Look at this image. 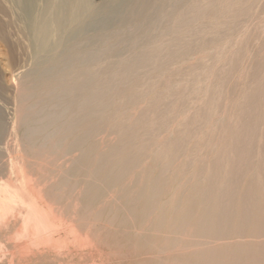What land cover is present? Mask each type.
<instances>
[{
    "label": "rangeland",
    "instance_id": "374dc122",
    "mask_svg": "<svg viewBox=\"0 0 264 264\" xmlns=\"http://www.w3.org/2000/svg\"><path fill=\"white\" fill-rule=\"evenodd\" d=\"M210 2L215 19L210 14L203 20L208 31L200 34L194 27L198 23L196 19L187 26L176 25L172 34L164 36L166 40L164 37L156 40L167 48L160 47L156 41L158 46L145 38L142 40V31L137 32L141 38L135 36L143 44L135 47L136 42L134 47L129 46L130 50L133 47L131 52L128 46L122 47L123 37L114 39L122 44L120 55L136 65L135 68L129 65L122 78V68H115L116 53L108 51L114 41L104 42L107 48L100 45L101 49L105 48L104 58L89 67L91 75L98 73L96 77L101 81L98 84L104 83L94 88L96 98L99 96L104 101L103 108L99 106L102 100H95V96L88 107H82L87 105L71 94L68 120L65 121V114L47 115L48 129L31 130L32 134L26 132L24 125L38 116L28 119L27 115L34 112L32 108L37 110L44 105L42 101H49L45 91L54 94L59 89H53V84L43 88L30 84V79L24 76L25 69L9 59L5 24L0 21V264H122L110 257L114 251L106 246L113 235L122 236L118 246L127 260L133 259V253L142 252L149 258L161 254L171 262V256L182 254L184 249L189 259V248V252L204 253L209 248L227 245L235 236L239 249L245 253L251 248L264 252V36L261 35L264 34V0ZM163 7L165 13L168 8L171 10L167 5ZM193 16L189 14V18ZM160 21L164 25L166 20ZM215 23L219 26L214 28ZM220 30L225 33H217ZM152 31L151 37H156L160 28L154 25ZM158 48L162 49L158 51ZM153 51L160 53L156 56ZM150 55L157 60L153 61ZM149 63L155 65L153 69ZM132 68L137 69V76V72L141 74L137 77ZM107 73L114 74L112 82L109 78L110 87L106 84H110L106 81L110 76ZM76 76L70 82L78 86L81 80ZM84 111L89 114H83ZM65 128L71 133L64 134ZM84 135L86 138L81 137ZM77 141L80 142L76 144ZM46 212L55 221H48ZM256 228L263 231H258L260 238ZM249 233L253 238L247 237ZM206 234L214 237L207 240ZM216 243L220 245L215 246ZM243 243L248 244L247 249ZM18 247L35 254L44 251V256L38 254L39 258H33L28 253H18L21 255L18 257ZM237 252L241 253L223 259L232 262L242 258L243 251ZM262 255L259 254L262 262L256 259V263H264ZM239 261L228 264H240ZM248 264H252L251 260Z\"/></svg>",
    "mask_w": 264,
    "mask_h": 264
},
{
    "label": "bare ground",
    "instance_id": "6f19581e",
    "mask_svg": "<svg viewBox=\"0 0 264 264\" xmlns=\"http://www.w3.org/2000/svg\"><path fill=\"white\" fill-rule=\"evenodd\" d=\"M237 1V0H236ZM242 1V0H241ZM244 1V0H243ZM208 2V3H207ZM230 3V2H229ZM164 5H167L171 8L170 13L168 12V9L164 10ZM219 5V4H218ZM244 5V4H243ZM224 6V5H223ZM231 6V5H230ZM221 7V6H220ZM241 7V6H240ZM214 6L212 5V2H210V0H100L99 3H95L93 0H0V21H3V23L5 24V27L3 26V28H5V42H6V46L8 49V54H9V59L11 61H15L17 63L16 66L22 67V69H25L24 71H26L24 74L25 77L30 79V84H35V87L37 86H41V88H43V86H47L50 84H53L55 88V90L59 89V91L56 93H52L50 91H45L44 95L49 98V101L47 103H45V101H42L44 105H42L41 107L39 106V108H37V110L33 109V113L31 112L29 115H27L28 119L31 118L32 116L36 115L38 116L35 119H32L30 121H28L24 126L25 129L27 130V133H31L30 131L33 130L32 132H35L38 129H44L47 128L49 125V118L51 117V115L53 114H57V115H62L68 113L69 109H70V98L71 94L73 95H77L78 96V101L81 102V104H86L87 106H83L82 107H88V103L92 102L95 96V100L100 99V101L102 100L101 98H99V93H98V97L96 98V91L94 90V88H96L97 85H99L98 83L101 81H99L98 77V73L96 74V76L91 75L90 71H89V67L90 65L93 64V62L96 61H100L101 58H104V54L102 49L107 48L106 44H104V42L106 41H111L113 42L114 39L117 40V38L120 40V38L122 39L123 37V45L121 44V42L119 41L118 43H115V41L113 42L112 46H110V49L108 50L109 53L110 51L114 54L115 57L117 59H115L117 62H115V68L116 66H119L122 68L121 72V78L128 72L130 66H133L132 63L129 64V62L125 59V57L121 56L120 53H122L121 48H119L120 45H122V47H127L129 48V46H135L136 42L139 41V39L142 36V40L143 38H145L147 41L151 42H155L156 40L159 41V39L162 38L164 36H168L170 34H172L175 30L176 25H181L182 26H187L190 24V22L194 23V20H197V24L196 26H194L199 32L200 34L204 33L205 31H208V27L206 26V23H203V20L206 18H208V15L212 14L213 18L215 15V11H213ZM226 8V7H225ZM166 9V7H165ZM223 9V8H222ZM238 9V8H237ZM232 10V9H231ZM223 11V10H221ZM229 11V10H228ZM236 12V11H234ZM194 14L195 16H193L192 18H189V14ZM224 13V12H223ZM173 15H175V17H173ZM219 15H222L219 14ZM264 15V14H263ZM218 16V15H217ZM233 17V16H232ZM160 19L166 20L165 24L162 25ZM215 19V18H214ZM264 19V18H263ZM191 20V21H190ZM202 20V21H201ZM219 20V19H218ZM260 21V20H259ZM263 21V20H261ZM210 22V21H209ZM212 22V21H211ZM214 22V21H213ZM258 22V21H257ZM167 23V25H166ZM196 23V22H195ZM264 23V22H263ZM225 24V22H224ZM260 24V22L258 23ZM262 24V22H261ZM154 25L158 26L160 28V33L158 32V35L156 33V37H151L152 34V28L154 27ZM193 25V24H192ZM215 25H218V23H215L213 25V27L215 28ZM178 26V27H179ZM258 26V25H257ZM212 27V28H213ZM222 27V26H220ZM184 28V27H183ZM213 28V29H214ZM252 28V27H251ZM262 28V26H261ZM157 29V27H156ZM178 29V28H177ZM195 29V30H196ZM245 29V28H244ZM179 30V29H178ZM177 30V31H178ZM226 30V29H225ZM260 30V29H259ZM142 31V34L141 32ZM180 31V30H179ZM178 31V32H179ZM221 31V30H220ZM218 31L217 33H222V31L220 32ZM247 31V30H246ZM1 32V31H0ZM141 34V36H139L138 34ZM176 32V33H178ZM229 32V31H228ZM190 33V32H189ZM225 33V32H223ZM222 33V34H223ZM253 33V32H252ZM138 35L137 38L135 35ZM215 34V33H213ZM182 35V33H181ZM190 35V34H189ZM197 35V34H196ZM244 35V34H243ZM247 35V34H246ZM263 32H262V34ZM215 36V35H214ZM257 36V34H256ZM120 37V38H119ZM172 37V35H171ZM190 37V36H189ZM222 37V35H221ZM170 40V37H168ZM167 38V39H168ZM204 38V37H203ZM216 38V37H215ZM260 38V37H259ZM258 38V39H259ZM138 39V40H137ZM165 39V37H164ZM192 39V38H191ZM211 39V38H210ZM226 39V38H224ZM223 39V40H224ZM140 40V41H142ZM166 40V39H165ZM164 40V41H165ZM184 40V39H183ZM201 40V39H200ZM245 40V39H244ZM243 40V41H244ZM168 41V40H167ZM162 42V41H161ZM160 42V43H161ZM170 42V41H169ZM172 42V41H171ZM236 42V41H235ZM253 42V41H252ZM259 42V41H258ZM146 44V42H144ZM149 43V44H150ZM157 43V41H156ZM157 43V44H160ZM185 43V42H184ZM206 43V42H205ZM214 43V42H213ZM229 43V42H228ZM254 43V42H253ZM104 44V45H103ZM140 45H142L143 43H139L138 45L135 47H138ZM148 44V45H149ZM172 44V43H171ZM170 44V45H171ZM181 44V43H180ZM186 44V43H185ZM100 45H103L105 48L100 47ZM109 45V44H108ZM107 45V46H108ZM147 45V44H146ZM147 45V46H148ZM151 45H156L151 44ZM163 46L160 47H164L165 45L162 44ZM257 45V44H255ZM158 46V45H156ZM197 46V45H196ZM218 46V45H217ZM252 46V45H251ZM133 47H131V50H133ZM233 47V46H232ZM140 48V47H139ZM138 48V49H139ZM146 48V47H144ZM155 50V47H153ZM167 48V47H164ZM219 48V47H218ZM126 49V48H125ZM147 49V48H146ZM162 48H158V51L161 50ZM230 49V48H229ZM238 49V48H237ZM244 49V48H243ZM255 49V48H254ZM107 50V49H106ZM127 50V49H126ZM130 50V48H129ZM127 50V51H129ZM130 50V52H131ZM137 50V49H136ZM148 50V49H147ZM146 50V51H147ZM150 50V49H149ZM180 50V49H179ZM121 51V52H120ZM124 51V50H123ZM135 51V49H134ZM144 51V50H143ZM166 51V50H165ZM168 51V50H167ZM175 51V50H174ZM129 52V53H130ZM137 52V51H136ZM154 52V51H153ZM152 52V53H153ZM182 52V51H181ZM124 53V52H123ZM126 53V52H125ZM128 53V54H129ZM157 54H159L160 52H156ZM156 53L154 52V54L156 55ZM173 53V52H172ZM176 53V51H175ZM174 53V54H175ZM178 53V52H177ZM180 53V52H179ZM232 53V51H231ZM127 54V53H126ZM125 54V56H126ZM132 54V53H131ZM139 53H137L138 55ZM144 54V52H143ZM169 54V51H168ZM229 54V52H228ZM137 55L136 58L138 57ZM106 56V55H105ZM130 56L131 55H127ZM135 56L133 58H135ZM141 56V55H140ZM144 57H146L145 55H143ZM142 56V57H143ZM151 56V55H150ZM154 56V55H153ZM153 56H151L150 58H153ZM157 56V55H156ZM163 56V55H162ZM180 56V55H179ZM234 56V55H233ZM107 57V56H106ZM143 57V58H144ZM164 57V56H163ZM227 57V55H226ZM108 58V57H107ZM111 58V56H110ZM128 58V57H127ZM132 58V60H134ZM140 58V57H138ZM149 58V56H148ZM150 58L148 60H150ZM157 57H155V59L153 58L152 60L155 61ZM162 58V57H159ZM178 58V55H177ZM182 58V57H181ZM114 59V57L112 58ZM112 59H110L111 61H113ZM147 59V58H146ZM249 59V58H248ZM109 60V61H110ZM128 60H130V58H128ZM161 60V59H160ZM208 60V59H207ZM250 60V59H249ZM108 61V62H109ZM110 61V62H111ZM135 61V60H134ZM138 61V59L136 60ZM135 61V62H136ZM144 61V60H143ZM147 61V60H146ZM146 61H144L146 63ZM151 61V60H150ZM162 61V60H161ZM164 61V58H163ZM177 61V60H176ZM109 62V63H110ZM114 62V61H113ZM112 62V63H113ZM100 63V62H98ZM103 63H106L103 62ZM111 63V65H113ZM138 63V62H137ZM136 63V64H137ZM142 63V62H141ZM154 63V62H153ZM160 63V61L158 62V64ZM218 63V62H217ZM248 63V62H247ZM250 63V61H249ZM95 64V63H94ZM97 64V63H96ZM164 64V62H163ZM13 65V64H12ZM104 65V64H103ZM102 65V66H103ZM146 65V64H145ZM149 65H152L151 63H149ZM157 65V63H156ZM160 65V64H159ZM201 65V64H200ZM209 65V64H208ZM246 65V64H244ZM96 66V65H92ZM136 66V65H134ZM133 66V68H135ZM140 65H137V67H139ZM143 66V65H142ZM141 66V67H142ZM152 65V69H153ZM158 66V65H157ZM163 66V65H162ZM161 66V67H162ZM15 67V66H13ZM104 67H106L104 65ZM104 67H100L103 68L102 71L104 70ZM109 67V65H108ZM136 67V68H137ZM140 67V68H141ZM145 67V66H144ZM148 67V64H147ZM150 67V68H151ZM160 67V66H158ZM176 67V66H175ZM244 67V66H243ZM18 68V67H17ZM132 68V69H133ZM139 68V70H140ZM208 68V67H207ZM217 68V67H216ZM250 68V67H249ZM248 68V69H249ZM99 69L98 72H101ZM145 70H147V68H143ZM213 69V68H212ZM252 69V68H251ZM97 69H95V71L93 70V72L95 73ZM106 71H108V69H105ZM109 70L110 67H109ZM137 70V69H136ZM135 70V71H136ZM145 70L143 72H145ZM149 68L147 70V72H149ZM158 70V68L156 69ZM204 70V69H203ZM118 71V69H117ZM134 71V69H133ZM134 71V73L136 74V72ZM205 71V70H204ZM244 71V70H243ZM105 72V71H104ZM111 71H108V73ZM246 72V70H245ZM93 73V74H94ZM103 73V72H102ZM107 73V74H108ZM133 73V72H131ZM138 76L141 74L139 72ZM224 73V72H223ZM241 73V72H240ZM104 74V73H103ZM206 74V73H205ZM79 76L80 78V85L76 86V82L75 80H71L72 82L75 83H71L70 82V78L73 76V78L75 76ZM110 75L109 77H107L108 79H106V81L113 80V75L110 73L108 74ZM107 75V76H108ZM133 75V74H132ZM131 75V76H132ZM212 75V74H211ZM242 75V74H241ZM16 76H18L16 74ZM76 76V77H77ZM106 76V74L104 75ZM137 76V74H136ZM137 76V77H138ZM208 76V75H207ZM225 76V75H224ZM240 76V75H239ZM247 76V75H246ZM262 76V74L260 75ZM133 77V76H132ZM136 77V78H137ZM237 77V76H236ZM19 78V77H18ZM115 78V77H114ZM120 78V79H121ZM134 78V79H136ZM118 79V77H117ZM126 79V78H125ZM124 79V80H125ZM130 79V78H129ZM133 79V78H131ZM102 80V77H101ZM105 80V79H104ZM109 80V83H110ZM116 80V79H115ZM127 80V79H126ZM207 80V79H206ZM98 81V82H97ZM236 81V80H235ZM241 81V80H240ZM103 82V81H102ZM114 82V81H113ZM116 82V81H115ZM207 82V81H206ZM239 82V81H238ZM261 82V81H260ZM259 82V83H260ZM106 83V82H105ZM126 83V81L124 82ZM199 83V82H198ZM233 83V82H232ZM243 83V82H242ZM31 84V85H32ZM104 85V83H102ZM102 84L99 85L102 86ZM107 85L112 86V83L108 84V82L106 83ZM123 84V83H122ZM120 84V85H122ZM239 84V83H238ZM30 85V86H31ZM114 85V83H113ZM52 86V85H51ZM50 86V87H51ZM117 87V85H115ZM113 86V87H115ZM261 86V85H260ZM107 87V86H106ZM108 87V88H109ZM49 88V87H48ZM46 88V89H48ZM104 88V87H103ZM102 88V90H103ZM200 88V87H199ZM207 88V87H206ZM27 89V88H26ZM31 89V88H30ZM37 89V88H36ZM101 89V88H100ZM99 89V91H100ZM105 89V88H104ZM32 90V89H31ZM43 90V89H42ZM40 90V91H42ZM107 90V89H106ZM131 90V89H130ZM238 90V89H237ZM35 91V90H34ZM98 91V92H99ZM200 91V90H199ZM204 91V90H203ZM206 91V89H205ZM36 92V91H35ZM39 92V91H38ZM31 93V92H30ZM28 93V94H30ZM101 93V92H100ZM245 93V92H243ZM32 94V93H31ZM34 94V92H33ZM36 94V93H35ZM108 94V92H107ZM264 94V93H263ZM105 96V94H103ZM207 95V94H206ZM28 96V95H27ZM25 96V97H27ZM30 96V95H29ZM101 97L102 94H100ZM247 96V95H246ZM35 98V96H33ZM38 96H36L37 98ZM259 97V96H258ZM32 98V97H31ZM41 99L43 97H40ZM39 98V99H40ZM245 98V97H244ZM33 100V99H32ZM206 100V99H205ZM36 101V100H35ZM74 101V100H73ZM76 100V102H78ZM98 101V102H100ZM38 102V101H37ZM97 102V101H94ZM104 102L103 100L101 101V103ZM32 103V102H30ZM41 103V100L39 101V104ZM199 103V102H198ZM209 103V102H208ZM106 103H104L105 105ZM254 104V103H253ZM36 105V104H35ZM80 105V104H79ZM93 105V104H92ZM91 105V106H92ZM103 105L99 103V106ZM108 105V104H107ZM232 105V104H231ZM33 106V105H32ZM38 106V104H37ZM74 106V105H73ZM90 106V107H91ZM94 106V105H93ZM106 106V105H105ZM78 108V107H77ZM103 107L101 106V109ZM108 108V107H107ZM29 109V108H28ZM73 109V108H72ZM82 109V108H81ZM86 109V108H84ZM94 109V108H93ZM97 109V106H95V111ZM77 110V109H76ZM74 110V111H76ZM100 110V109H99ZM105 110V109H104ZM224 110V109H223ZM29 111V110H27ZM31 111V108H30ZM72 111V110H71ZM70 111V112H71ZM79 111V109H78ZM92 111V109H91ZM91 111L88 110L89 113H91ZM217 111V110H216ZM73 112V111H72ZM71 112V113H72ZM81 112V111H80ZM79 112V113H80ZM85 113L83 114H89L87 111H84ZM87 112V113H86ZM103 112V110H102ZM247 112V111H246ZM93 113V112H92ZM97 113H99L97 111ZM96 113V115H97ZM198 113V112H197ZM69 114V113H68ZM67 114V115H68ZM102 114V113H101ZM100 114V115H101ZM46 115V117L44 116ZM50 116L49 118L47 117ZM67 115L65 116L66 120H68ZM93 115V114H92ZM239 115V114H238ZM42 116H44L45 118H43ZM54 116V115H53ZM94 116V115H93ZM198 116V115H197ZM216 116V115H215ZM218 116V115H217ZM26 117V119H27ZM70 117V116H69ZM72 117V115H71ZM206 117V116H205ZM241 117V116H240ZM239 118V117H238ZM77 118H74L73 120H75ZM58 120V118H57ZM56 120V121H57ZM64 120L63 122V126H64ZM71 120V119H70ZM69 120V121H70ZM78 120V119H77ZM81 120V118L79 119ZM208 120V119H207ZM68 121V122H69ZM254 121V120H253ZM61 122H59L60 124ZM70 123V122H69ZM72 123V122H71ZM57 124V123H56ZM68 126V123H65ZM79 124V123H76ZM202 124V123H201ZM200 124V125H201ZM213 124V123H212ZM70 125V124H69ZM75 125V122H74ZM23 126V125H22ZM51 126V125H50ZM73 126V125H72ZM71 126V127H72ZM76 126V125H75ZM74 126V127H75ZM198 126V125H197ZM56 127V126H55ZM54 127V128H55ZM240 127V126H239ZM51 128L53 129V127L51 126ZM48 129V128H47ZM62 129V128H61ZM60 129V130H61ZM209 129V128H208ZM234 129V128H233ZM35 130V131H34ZM63 130V129H62ZM66 130V128H65ZM64 130V131H65ZM68 130V129H67ZM66 130V132L64 133V131H62L64 134H68L71 132H68ZM199 130V129H198ZM47 131V130H46ZM54 131V130H53ZM52 131V132H53ZM70 131V129H69ZM102 131V130H101ZM249 131V130H248ZM253 131V130H252ZM48 132V131H47ZM46 132V133H47ZM103 132V131H102ZM45 133V132H42ZM41 133V134H42ZM49 133V132H48ZM57 133V132H56ZM61 133V132H60ZM62 133V134H63ZM84 133V132H83ZM98 133V131H97ZM244 133V132H243ZM32 134V133H31ZM34 134V133H33ZM51 135H53V133H50ZM58 134V133H57ZM63 134V135H64ZM85 134V133H84ZM87 134V133H86ZM21 135V134H20ZM36 135V133H35ZM40 135V134H39ZM47 135V134H46ZM56 135V134H55ZM59 135V134H58ZM61 135V134H60ZM41 136V135H40ZM39 136V137H40ZM50 136V135H49ZM81 136L82 138L85 137ZM23 137V136H22ZM33 137V136H32ZM48 139V135L45 136ZM53 137V136H52ZM55 137V136H54ZM56 137H60L57 136ZM62 137V135H61ZM80 137V138H81ZM259 137V136H258ZM27 138H31L30 136H27ZM86 138V137H85ZM202 138V137H201ZM200 138V139H201ZM32 139V138H31ZM31 139L29 140L32 143L33 139L31 141ZM38 139V138H37ZM57 139V138H56ZM59 139V138H58ZM79 139V138H78ZM204 139V138H203ZM261 139V138H260ZM259 139V140H260ZM42 140V139H41ZM46 139L42 140L45 141ZM73 140V139H72ZM235 140V139H234ZM25 141V140H24ZM35 141V140H34ZM41 141V142H42ZM37 142V140H36ZM76 142V140L74 141ZM77 141L76 144H78ZM200 142V141H199ZM207 142V141H206ZM260 142V141H259ZM29 144V143H28ZM56 144V143H55ZM74 144V143H73ZM75 144V146H76ZM207 144V143H206ZM74 146V147H75ZM83 146V144H82ZM205 146V144H204ZM73 147V146H72ZM210 147V146H209ZM34 148V147H33ZM231 148V147H230ZM241 149V148H240ZM71 150V149H70ZM202 150V149H201ZM207 150V149H206ZM239 150V149H238ZM243 150V149H242ZM74 151V150H73ZM222 151V150H221ZM241 152V151H240ZM258 152V151H257ZM112 153V152H111ZM246 153V152H245ZM105 154V153H104ZM116 154V152H115ZM114 155V154H113ZM109 156V155H108ZM222 156V155H221ZM238 157V156H237ZM225 158V157H224ZM223 158V159H224ZM232 158V157H231ZM217 159V158H216ZM219 159V158H218ZM8 160V159H7ZM220 160V159H219ZM9 161V160H8ZM227 161V158H226ZM213 163V162H212ZM223 163V161L221 162ZM235 163V162H234ZM220 164V162H219ZM222 165V164H220ZM224 165V164H223ZM220 169V168H219ZM221 170V169H220ZM226 170V169H225ZM230 171V170H229ZM121 172V171H120ZM224 172V171H223ZM25 174V173H24ZM227 176V175H226ZM90 177V176H89ZM118 177V176H117ZM232 177V176H231ZM68 178V177H67ZM74 179V178H73ZM227 179V178H226ZM64 180V179H63ZM88 180V179H87ZM86 180V181H87ZM69 181V180H68ZM229 181V180H228ZM76 182V181H74ZM88 182V181H87ZM69 183V182H68ZM25 185V184H24ZM27 185V184H26ZM71 186V185H70ZM73 186V185H72ZM221 187V186H220ZM21 188V187H20ZM68 189V188H67ZM80 189V188H79ZM82 190V187L80 189ZM96 190V189H95ZM72 191V190H71ZM67 192V191H66ZM94 192V191H93ZM222 192V191H221ZM210 194V193H209ZM219 194V193H218ZM217 194V195H218ZM209 196V195H208ZM93 197V196H92ZM56 198V197H55ZM61 199V198H60ZM66 199V198H65ZM221 199V198H220ZM102 201V200H100ZM262 201H264L262 199ZM47 202V201H46ZM51 202V201H49ZM54 202V201H53ZM57 202V201H56ZM65 202V201H64ZM218 202V201H217ZM59 203V202H58ZM56 203V205L58 204ZM66 204V203H65ZM214 204V203H213ZM104 205V204H103ZM62 206V205H61ZM68 207V206H67ZM83 207V206H82ZM120 207V206H119ZM98 208V207H97ZM102 208V207H101ZM228 208V207H227ZM83 209V208H82ZM91 209V208H89ZM88 209V210H89ZM103 210V208H102ZM222 210V209H221ZM70 211V210H69ZM83 211V210H82ZM98 211V209H97ZM117 211V210H116ZM131 211V210H130ZM108 212V211H107ZM53 214V213H52ZM55 214V213H54ZM58 214V213H57ZM100 214V213H99ZM47 220L48 221H52L55 219H52V215L50 216V214L48 212L45 213ZM70 215V214H69ZM97 215V214H96ZM55 216V215H54ZM106 216V215H105ZM257 216V215H256ZM262 216V214H261ZM97 217V216H96ZM116 217V216H115ZM208 217V216H207ZM55 218V217H54ZM58 218V217H57ZM90 218V217H89ZM129 218V217H128ZM99 219V218H98ZM262 219V217L260 218ZM58 220V219H56ZM116 220V219H115ZM259 220V219H258ZM264 220V218H263ZM92 221V220H91ZM96 221V220H94ZM110 221V220H109ZM190 221V220H189ZM57 222V221H56ZM115 222V221H114ZM264 222V221H263ZM112 223V221H111ZM258 223V222H257ZM63 224V223H62ZM169 225V224H168ZM264 225V223H263ZM186 226V224H185ZM259 226V225H258ZM261 227V226H260ZM14 228V227H13ZM33 228V227H32ZM40 228V227H39ZM97 228V227H96ZM116 228V227H114ZM120 228V227H118ZM214 228V227H212ZM15 230L17 228H14ZM23 228H21L22 231ZM210 227H208V234L210 233ZM224 229V228H223ZM257 229V228H256ZM260 229V228H259ZM259 229H257V235L259 237V232L262 231V229L259 231ZM12 230V228H11ZM109 230V229H108ZM107 230V232H108ZM114 230V229H113ZM116 230V229H115ZM215 230V229H213ZM264 230V228H263ZM112 231V230H110ZM126 231V230H125ZM216 231V230H215ZM214 231V232H215ZM221 231V230H220ZM254 231V230H253ZM259 231V232H258ZM14 232V231H13ZM118 233H121V230L117 231ZM183 232V231H182ZM218 232V231H217ZM251 232V231H250ZM263 232V231H262ZM18 233V231H17ZM25 233V232H24ZM113 233V231H112ZM123 233V232H122ZM254 233V232H253ZM107 234V233H106ZM109 234V233H108ZM116 234V232H115ZM124 234V233H123ZM122 234V235H123ZM134 234V233H133ZM205 237H207V235ZM214 234V233H213ZM250 236H247L248 238L251 237V233H249ZM248 234V235H249ZM34 235V234H33ZM40 235V234H39ZM127 235V234H126ZM42 236V235H41ZM40 236V237H41ZM109 236V235H108ZM106 236V237H108ZM115 236V235H113ZM110 237L112 239L111 243H106L107 247H112L111 250H113L114 252L110 253V257L111 258H117L119 260V262L122 261V264H125L126 261H128V264H228V263H232L237 261L238 259L240 260L239 263L242 264L241 262H246L248 264V262L251 260L252 264H258L256 263V259L259 260V263H261L262 261H260V257L259 254H263L261 257L263 259L264 256V252H258L256 250H254V248L252 249V245L249 247L252 249H247L246 246L248 244H244L245 245V249H247L248 251H246V253L244 252V250L242 248L239 249L238 243L239 241H236V236L234 237V239H230V243L228 242L227 245H221V246H217L220 244H217L215 246V248L212 249H207L206 251H204V253L202 251H196L195 252H189V248L188 249V253H191L189 259H191L192 261H187V256L186 253L187 252L186 249H184V252L182 254L180 253H175L173 252L174 255L171 256V262H168L167 259L165 257H163L161 254H157V256L155 255L154 257H144L142 252H135L132 254V260H127L123 257V254L121 253V246H118V239L122 238V236L119 238L115 237ZM117 236H120L117 234ZM192 236V235H191ZM212 236V234L210 235V237ZM217 236V235H215ZM209 237V236H208ZM207 237V238H208ZM209 237V238H210ZM214 237V235L212 236ZM130 238V237H129ZM166 238V237H165ZM209 238L207 240H209ZM253 238V235H252ZM260 238V237H259ZM103 239V237H102ZM223 239V238H222ZM221 239V240H222ZM245 239V238H243ZM247 239V238H246ZM42 240V239H41ZM124 240V239H123ZM122 240V241H123ZM130 240V239H129ZM128 240V241H129ZM178 240V239H177ZM204 241V240H203ZM121 242V241H120ZM124 242V241H123ZM261 241H259L260 243ZM40 243V241L38 242ZM75 243V242H74ZM80 243V242H79ZM191 243V242H190ZM207 243V242H206ZM258 243V244H259ZM33 245V243H31ZM108 244V245H107ZM125 244V243H124ZM128 244V243H127ZM126 244V245H127ZM146 244V243H145ZM181 244V243H180ZM186 244V243H185ZM193 244V243H192ZM210 244V243H209ZM212 244V243H211ZM210 244V245H211ZM254 244H256V241L254 242ZM264 244V243H263ZM35 245V244H34ZM102 245V244H101ZM130 245V244H129ZM250 245V244H249ZM262 245V243H261ZM28 246V245H27ZM105 246V247H106ZM135 246V245H134ZM207 246V245H206ZM214 246V245H212ZM23 247V246H22ZM26 247V246H25ZM40 247V246H38ZM133 247V246H132ZM151 247V246H150ZM176 247V246H175ZM185 247V246H184ZM209 247V246H207ZM20 248V247H18ZM50 248V247H49ZM47 248V249H49ZM135 248V247H133ZM187 248V247H186ZM219 248H223L222 251H219ZM263 248V246H262ZM261 248V249H262ZM107 249V248H106ZM165 249V248H164ZM172 249V248H171ZM234 249V250H233ZM237 249V250H236ZM42 250V248H41ZM159 250V249H158ZM186 250V251H185ZM226 250V251H225ZM228 250V251H227ZM243 251V255L242 258L238 257L235 261L229 260L231 258H233L236 254L241 253V252H237V251ZM259 250V249H258ZM43 251V250H42ZM126 251V250H125ZM176 251V250H175ZM16 252V250H15ZM19 254H27V255H31V257H35L36 255H43V253H38L35 254L31 251H27V248L23 249L20 248L19 250H17L16 255ZM47 253V252H46ZM98 253V252H97ZM156 253V252H155ZM11 254V253H10ZM100 254V253H98ZM12 256L14 255L11 254ZM48 255V254H47ZM106 255V254H105ZM145 255V254H144ZM228 255L229 257V261H225L223 258L224 256ZM10 256V255H9ZM21 255H18V257H20ZM25 256V255H24ZM44 256V255H43ZM41 256L40 259H44V257ZM50 255L47 256V258ZM109 256V255H107ZM8 257V256H7ZM11 257V256H10ZM16 257V256H15ZM14 257V259H16ZM38 256H36L37 258ZM46 257V256H45ZM35 258V259H36ZM39 258V257H38ZM148 258V259H147ZM10 259V260H9ZM14 259H12L13 261H15ZM19 259V258H17ZM39 259V260H40ZM42 259V260H43ZM188 259V260H189ZM206 259V260H204ZM9 263L11 262V258H8ZM38 259L36 261H39ZM47 260V259H46ZM54 260V259H53ZM125 260V262H124ZM264 260V259H263ZM18 261V260H16ZM130 261V262H129ZM23 262V261H22ZM49 262V261H48ZM19 263V262H17ZM42 263V262H41ZM47 263V261H46ZM110 263V262H109ZM49 264V263H48ZM53 264V263H51ZM264 264V263H263Z\"/></svg>",
    "mask_w": 264,
    "mask_h": 264
}]
</instances>
